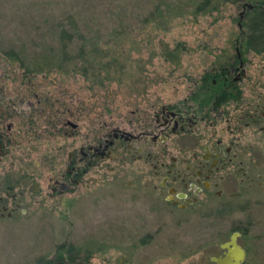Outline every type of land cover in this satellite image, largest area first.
Returning a JSON list of instances; mask_svg holds the SVG:
<instances>
[{"label": "rangeland", "instance_id": "374dc122", "mask_svg": "<svg viewBox=\"0 0 264 264\" xmlns=\"http://www.w3.org/2000/svg\"><path fill=\"white\" fill-rule=\"evenodd\" d=\"M203 1L0 0V116L10 113L0 120V174L18 181L12 199H3L11 211L0 216V264H32L36 253H51L62 241L94 253L93 264L108 256L114 263L123 256L129 264H210L236 227L245 229L236 238L246 250L243 264H264V183L257 177L264 176V54L243 51L240 6L207 0L198 9ZM68 16L87 48L106 55L100 64L109 62L107 75L85 77L80 64L60 61L58 32L69 29ZM234 60L245 74L242 99L227 113L146 147L128 138L153 128L157 110L189 104L202 73ZM117 130L144 147L140 158L100 159L75 181L64 174L69 159L81 165L79 147L107 150ZM205 144L229 146L236 157L226 172L241 166L246 175L217 180V193L198 192L192 203L172 202L161 175L147 171L161 149L168 163ZM229 202L234 210L218 215Z\"/></svg>", "mask_w": 264, "mask_h": 264}, {"label": "flooded vegetation", "instance_id": "af4514ba", "mask_svg": "<svg viewBox=\"0 0 264 264\" xmlns=\"http://www.w3.org/2000/svg\"><path fill=\"white\" fill-rule=\"evenodd\" d=\"M240 61L234 60L231 62V65L221 68V78H219V80L220 85L225 90L221 93L214 94L215 100H212L210 102V111L208 110V108H204L202 110V114H200V109L198 108L197 103L195 102V100L191 101V99L189 104L181 107V109L175 107L166 108L164 110L159 109L157 110V112H155L154 115V121L157 122L153 126V128L156 130L155 132L153 131V128L146 125L136 134H127L128 138L135 141H139V139L141 138L142 140L140 144H143L146 147V145H150L151 142H156L157 140L161 142V140L166 139L168 134L171 132L177 135H186V133H189L188 131H190L191 127L200 122H203L204 119H208L214 114L219 115L222 113H227V108H229L230 105H234L236 102L242 99V90L240 89V86H238V83L242 80L245 74H243L244 72L239 67V63H241ZM214 82L215 79L212 80V84ZM197 89V87H194L192 93ZM226 89H230L231 92L234 93L236 99H233L231 97L230 99L225 100L227 98L225 94L228 93ZM192 93L189 94V97L192 95ZM216 101H218V104L215 106ZM13 113H15V110L13 111ZM8 114L10 113H6V115H4L3 113V115L0 116L2 118L0 120H6ZM9 123L12 124L13 121L8 122L5 128L9 127ZM65 123L70 126L68 121H65ZM120 132L117 130V132L112 133L113 139L117 140L116 142H112L111 144L109 141H107L106 144L110 146L107 150H104L102 148L98 152H96V149L91 150L89 149V147H87V149L83 151V148L79 147V155L77 154V158H80V161H82L81 165H79L77 161L73 162V160L69 159L68 166L64 174L70 177L73 176L72 178L74 179H72V181H75V176L81 174V172L86 173V171H89V167L93 165L96 166L100 159L109 158L117 161H122V159L126 157H132L131 159L136 158V156H133L132 154H136L137 158H140L138 154H140L141 151L143 152L144 147L140 144L139 146H134L129 141L127 142V140L125 139V136L127 137V135H124L125 133L122 130ZM2 137L3 136L0 132V143L3 141ZM97 141L98 145H100L101 140ZM216 141L218 143L220 142L219 140ZM202 149L203 150L201 153L191 152L190 156L185 158L184 156L183 158H177L173 156L172 158H170V161L168 163L164 162V160L162 159L164 156L163 152L166 150L161 149V156L159 161L152 163L151 168H149V170L147 171L148 175H150L151 177L161 175L159 180L161 188L163 189V186L166 185V196H169L172 199V202L178 201V198H182L185 204L188 202L187 200L192 203L193 199L196 198L195 196L198 195V192L201 194L207 193L209 192L208 190L210 188H214L216 190L215 187L218 186L217 180L219 181V184H222V181L228 182V180L232 178L235 183V181H237L236 177L237 175H239V173L246 175V168H243L241 166L237 168L231 167L228 170L230 172H226L228 164L230 165L232 163V156L236 157L234 154L230 157L231 152H229V146L223 148L222 146L217 144L216 146L210 148V146L205 144ZM93 152H96V154H93ZM144 152L146 153L147 151L145 150ZM3 154V151H0V161L3 157ZM77 155L76 153H74V159ZM145 156H148L149 158L148 153H146ZM182 162H184V164H182ZM219 169L221 172L218 173ZM0 170H4V168L2 169L1 163ZM5 173L2 172V174H0V216H8L10 214L11 210L8 209L9 207L6 206L3 199L5 200V198L8 196L12 199L14 194H10L11 190L15 187V185H18V181H14L10 173ZM223 173H226L225 176H223ZM257 177L258 179H261V177H263L261 181L262 183H264L263 174L257 175ZM212 178L215 179V181H213ZM261 181H257V183L260 185ZM189 189L190 191H192V194L189 192ZM218 191L219 190H216V192L214 193H217ZM217 195L220 196V193H218ZM229 196H235L234 192L230 193ZM16 200L17 202H20V199L17 198ZM230 204V202L221 203L219 206L228 208ZM237 229L238 227H236L232 232H238L239 238L242 233ZM56 246L57 249L52 251L51 253H36L35 257H33L32 264H93L91 262V255H93L94 253L87 252L86 250L80 248H72L70 243L66 244L64 241L58 243ZM220 250V253L210 255L208 259L210 264H215V262L211 260L212 257H221L224 255L225 251L222 248H220ZM243 250L245 254L246 250ZM100 264L129 263L124 260L123 256L119 258L117 263H114L112 257L110 258L108 256L106 258H103Z\"/></svg>", "mask_w": 264, "mask_h": 264}, {"label": "trees", "instance_id": "16d2710c", "mask_svg": "<svg viewBox=\"0 0 264 264\" xmlns=\"http://www.w3.org/2000/svg\"><path fill=\"white\" fill-rule=\"evenodd\" d=\"M229 4H236L240 6L242 12L240 13V25L243 28L244 36H243V51H248L253 54H264V0H223ZM207 0H204L202 3H199V7H203L206 5ZM249 5V7H247ZM68 30L60 29L58 32V39L62 42L61 47V56L60 61L63 64L68 65L67 63L73 64H80L81 73L85 77H100L101 71L104 70L106 75L108 74L109 62L106 60L102 64L101 61L105 60L106 55L104 53L99 54L97 49L95 48H87V43L85 42V38H83L82 34L79 32V28L77 27V23L73 17L68 16L66 22ZM75 40L80 41V45L78 46L77 50L72 53L68 54L67 46L69 43L74 42ZM7 56L10 59H15L16 54L11 50L7 49L6 51ZM221 71H214V72H204L201 75L200 80L196 81L197 90H195L188 99L195 100L197 103L198 108L200 109L199 113L202 114V110L204 108H208L210 111V102L214 99L215 93H221L225 89L222 88L220 83L218 82L212 84V80L217 78H221L220 76ZM108 77V76H105ZM218 78V79H219ZM228 91L225 96L227 98L225 100L236 99L234 93L231 92L230 89H226ZM218 104L216 101L215 106ZM221 204V203H220ZM232 203L228 208L220 207L217 209V214H226L233 211ZM235 230V229H234ZM241 233L245 232L244 228H238Z\"/></svg>", "mask_w": 264, "mask_h": 264}, {"label": "water", "instance_id": "95a60500", "mask_svg": "<svg viewBox=\"0 0 264 264\" xmlns=\"http://www.w3.org/2000/svg\"><path fill=\"white\" fill-rule=\"evenodd\" d=\"M249 7V5H247ZM70 126L75 127L74 123H70ZM239 236L238 232H232L228 238V241L220 244L225 253L221 257H212L211 260L215 264H242L244 259V250L236 244V238Z\"/></svg>", "mask_w": 264, "mask_h": 264}]
</instances>
